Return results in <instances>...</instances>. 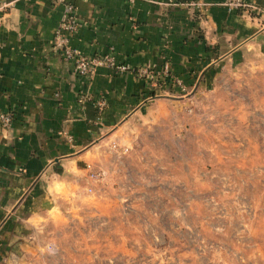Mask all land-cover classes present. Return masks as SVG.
I'll list each match as a JSON object with an SVG mask.
<instances>
[{
	"label": "crops",
	"instance_id": "obj_1",
	"mask_svg": "<svg viewBox=\"0 0 264 264\" xmlns=\"http://www.w3.org/2000/svg\"><path fill=\"white\" fill-rule=\"evenodd\" d=\"M71 1L78 22L71 46L87 55L111 51L131 68L166 64L168 76L107 66L76 75L51 46L61 3L0 0V111L12 112L0 124V254L5 244L34 245L46 213L90 184L85 165L95 166L103 141L162 99L195 98L221 66L264 53V14L222 0ZM80 91L90 99L77 102ZM96 97L104 99L99 114Z\"/></svg>",
	"mask_w": 264,
	"mask_h": 264
},
{
	"label": "rangeland",
	"instance_id": "obj_2",
	"mask_svg": "<svg viewBox=\"0 0 264 264\" xmlns=\"http://www.w3.org/2000/svg\"><path fill=\"white\" fill-rule=\"evenodd\" d=\"M195 96L103 141L93 189L75 186L0 264H264V213L251 211L264 207V53Z\"/></svg>",
	"mask_w": 264,
	"mask_h": 264
},
{
	"label": "built area",
	"instance_id": "obj_3",
	"mask_svg": "<svg viewBox=\"0 0 264 264\" xmlns=\"http://www.w3.org/2000/svg\"><path fill=\"white\" fill-rule=\"evenodd\" d=\"M52 3H61L62 13L58 24L53 29V35L51 39V46L59 51L61 56L69 60L72 63V71L76 75H87L98 66H107L116 71L134 70L135 74L144 76L145 74H153L155 76H168L166 64L160 69H154V67L144 64L136 68H131L126 63L116 62L111 51L97 53L92 55L83 54L76 47L69 44V36L76 30L78 22L74 16V4L71 0H49ZM189 3H195L188 1ZM222 4L230 7H240L248 11L264 14V7L257 4L254 0H222ZM175 85H178L183 89L179 79L173 78ZM90 99V95L86 92H78L76 96L77 102H84ZM93 105L97 114L100 113L104 106V99L102 97H96L93 100ZM12 117L11 110L0 111V124L6 126L10 123ZM86 176L90 180V184L85 186L87 191H91L96 182L101 178L100 170L93 169V167L86 163Z\"/></svg>",
	"mask_w": 264,
	"mask_h": 264
}]
</instances>
